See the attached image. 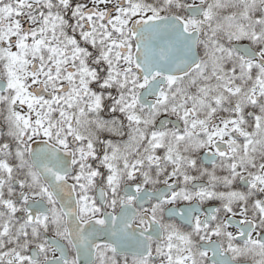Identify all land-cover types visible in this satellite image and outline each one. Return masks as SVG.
I'll list each match as a JSON object with an SVG mask.
<instances>
[{
  "label": "snow or ice",
  "instance_id": "6c2138e0",
  "mask_svg": "<svg viewBox=\"0 0 264 264\" xmlns=\"http://www.w3.org/2000/svg\"><path fill=\"white\" fill-rule=\"evenodd\" d=\"M0 264H264V0H0Z\"/></svg>",
  "mask_w": 264,
  "mask_h": 264
}]
</instances>
